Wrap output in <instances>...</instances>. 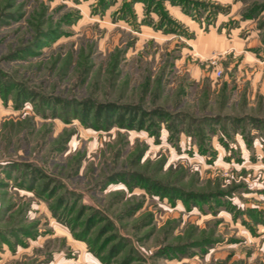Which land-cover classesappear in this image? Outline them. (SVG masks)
I'll return each mask as SVG.
<instances>
[{
  "label": "rangeland",
  "instance_id": "1",
  "mask_svg": "<svg viewBox=\"0 0 264 264\" xmlns=\"http://www.w3.org/2000/svg\"><path fill=\"white\" fill-rule=\"evenodd\" d=\"M0 264H264V0H0Z\"/></svg>",
  "mask_w": 264,
  "mask_h": 264
},
{
  "label": "trees",
  "instance_id": "2",
  "mask_svg": "<svg viewBox=\"0 0 264 264\" xmlns=\"http://www.w3.org/2000/svg\"><path fill=\"white\" fill-rule=\"evenodd\" d=\"M94 109V110H93ZM92 118L95 119L97 122L101 120H106L107 122H118L119 124L124 125L125 122L127 123V127L134 128L139 127L143 128L146 124V117L151 113L143 112L141 110H137L136 107L127 109L126 112H122L118 109L115 104L113 103H106V104H89L83 103L82 104V116L84 119H87L91 116V112H93ZM155 115H159L163 117V110L156 109L153 111ZM127 115H129L127 117ZM116 118L114 121L113 119Z\"/></svg>",
  "mask_w": 264,
  "mask_h": 264
},
{
  "label": "crops",
  "instance_id": "3",
  "mask_svg": "<svg viewBox=\"0 0 264 264\" xmlns=\"http://www.w3.org/2000/svg\"><path fill=\"white\" fill-rule=\"evenodd\" d=\"M202 37L201 40L200 38L198 39L197 48L203 53H210L226 47V42L221 36L207 35Z\"/></svg>",
  "mask_w": 264,
  "mask_h": 264
},
{
  "label": "built area",
  "instance_id": "4",
  "mask_svg": "<svg viewBox=\"0 0 264 264\" xmlns=\"http://www.w3.org/2000/svg\"><path fill=\"white\" fill-rule=\"evenodd\" d=\"M221 73H222V70H221V69H218V70L216 71V75H217V76H220Z\"/></svg>",
  "mask_w": 264,
  "mask_h": 264
}]
</instances>
